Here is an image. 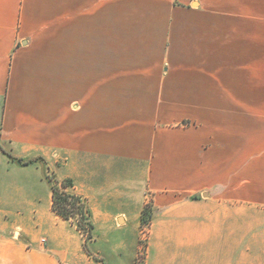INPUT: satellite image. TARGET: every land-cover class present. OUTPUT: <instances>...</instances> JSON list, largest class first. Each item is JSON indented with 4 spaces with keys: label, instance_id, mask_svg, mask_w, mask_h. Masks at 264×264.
I'll return each instance as SVG.
<instances>
[{
    "label": "crops",
    "instance_id": "1",
    "mask_svg": "<svg viewBox=\"0 0 264 264\" xmlns=\"http://www.w3.org/2000/svg\"><path fill=\"white\" fill-rule=\"evenodd\" d=\"M147 203L144 264H264V0H0V264H131Z\"/></svg>",
    "mask_w": 264,
    "mask_h": 264
},
{
    "label": "trees",
    "instance_id": "2",
    "mask_svg": "<svg viewBox=\"0 0 264 264\" xmlns=\"http://www.w3.org/2000/svg\"><path fill=\"white\" fill-rule=\"evenodd\" d=\"M11 158L17 159L23 164L31 163L32 161L31 159L25 161L13 156H11ZM49 181L51 182L52 211L66 220L76 218V227L80 233H82V236L84 237V248L88 251L86 241L93 238L94 224L85 198L73 190L74 183L70 178L59 179L55 175H51L49 176ZM149 205L146 204L140 212L141 222H149L151 219L153 208ZM96 259L102 262L100 258Z\"/></svg>",
    "mask_w": 264,
    "mask_h": 264
},
{
    "label": "rangeland",
    "instance_id": "3",
    "mask_svg": "<svg viewBox=\"0 0 264 264\" xmlns=\"http://www.w3.org/2000/svg\"><path fill=\"white\" fill-rule=\"evenodd\" d=\"M23 160H29V159H23ZM31 162H35V161H39L42 160V158L40 157H36V158H32ZM51 175H55V173L52 170H48V173L46 175L47 178V182L49 184V189L51 191L50 185L51 182L49 181V176ZM56 176V175H55ZM57 177V176H56ZM59 178V177H58ZM62 179V178H59ZM86 200V199H85ZM87 202V201H86ZM150 203H147V205H149ZM150 206V205H149ZM152 215H153V211H152ZM151 215V217H152ZM76 218H73L71 220H69L70 222L75 224V220ZM76 225V224H75ZM148 225L149 222H141L140 221V225H139V229H138V240H137V252L136 255L134 256L133 261L131 262V264H144V259H145V249H146V235H147V229H148ZM82 234V233H81ZM93 238L89 239L86 241V245L88 244L89 241H91ZM103 262V260H102ZM101 262V263H102Z\"/></svg>",
    "mask_w": 264,
    "mask_h": 264
}]
</instances>
